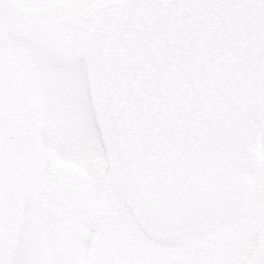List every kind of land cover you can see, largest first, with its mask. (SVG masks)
Segmentation results:
<instances>
[{
	"label": "snow or ice",
	"instance_id": "obj_1",
	"mask_svg": "<svg viewBox=\"0 0 264 264\" xmlns=\"http://www.w3.org/2000/svg\"><path fill=\"white\" fill-rule=\"evenodd\" d=\"M0 264H264V0H0Z\"/></svg>",
	"mask_w": 264,
	"mask_h": 264
}]
</instances>
